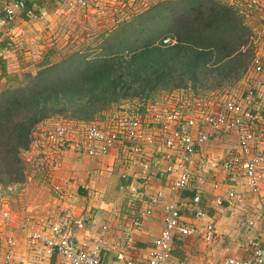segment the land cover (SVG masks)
<instances>
[{
	"label": "crops",
	"instance_id": "obj_1",
	"mask_svg": "<svg viewBox=\"0 0 264 264\" xmlns=\"http://www.w3.org/2000/svg\"><path fill=\"white\" fill-rule=\"evenodd\" d=\"M12 1L0 0V10ZM223 1L237 4V0ZM23 2L25 8L34 4L35 16L27 17L25 10H15L13 28L0 33V89L15 83L23 71L32 74L72 53L91 50L97 38L139 13L126 11L128 16H122L118 0H86L83 6L76 0ZM249 21L253 24L255 18ZM80 44L86 45L85 49L77 46ZM50 120L53 117L36 127ZM233 148L237 152L236 131L228 135L211 132L201 150L192 156L188 164L190 181L180 191L167 186L162 171L166 161L161 160L160 171L152 170L146 185L148 196L160 193L163 197L157 204L145 197L130 196L124 187L138 174L137 158H121L112 150L102 157L76 161L70 152H62L56 164H36L44 176L39 180L28 177L30 181L23 183L26 193L17 209L11 211V219L0 226V238L3 242L4 235L11 232L13 258L22 264H36L35 252L28 247L27 233L21 227V217L26 213L41 220L54 216L58 202L53 187L68 180L65 203L71 205L77 220L72 227V241L83 248L101 244L105 264H124L126 258H131L133 264H146L153 239L163 227L166 207L171 204L179 207L185 224L198 228L173 239L171 250L177 260L184 264H216L227 256L245 257L264 232V173L258 192L250 191L240 176H226L218 161ZM33 152L28 149L21 155ZM121 172L128 176L119 178ZM228 192H234V197H228ZM194 193L200 197L197 206L204 212L202 218L195 217L188 205ZM206 222L213 226V237L208 241L200 233Z\"/></svg>",
	"mask_w": 264,
	"mask_h": 264
},
{
	"label": "built area",
	"instance_id": "obj_2",
	"mask_svg": "<svg viewBox=\"0 0 264 264\" xmlns=\"http://www.w3.org/2000/svg\"><path fill=\"white\" fill-rule=\"evenodd\" d=\"M50 1L59 3L64 0ZM244 1L249 20L255 18V23L250 26L254 36L251 35L250 39L253 45L257 43L258 48L254 49L243 74L248 86L239 97L234 98V95L229 94L216 100L211 93L203 99H187L182 92H178L174 93V97H178L174 102L167 101L157 107L156 100L149 99L142 113L126 111L106 120L78 124L74 129L77 134L75 138L68 137L70 131L66 123L58 120L41 129H34L29 150L43 154L46 160V154L56 156L65 149L71 150L78 160L102 157L112 150L121 158L135 157L139 164L138 174L133 175V181L124 187L130 196L145 197L151 204H157L163 197L160 193L148 196L146 185L151 171H160L161 160L166 161L162 171L167 178V186L174 191L183 190L190 181L188 164L208 141L210 133L228 134L236 131L237 152H234V148L230 149L218 164L226 176H240L250 191L258 192V182L264 173V141L260 139L262 137L264 140V52L260 50L264 48V1ZM76 2L83 6L86 0ZM152 2L118 0V8L122 16H128L126 11L141 12ZM231 4L234 5V2ZM29 6L25 8L23 0H14L4 6L0 10V33L13 28L15 10H25L27 17H34V4ZM255 33H259L261 42L257 41ZM162 41L169 42V39ZM176 102L180 104L179 107L175 105ZM49 147L53 149L49 150ZM127 176L125 172L119 174L121 179ZM69 186L68 180H62L53 187L58 202L54 216L41 220L28 213L22 215L21 227L27 233V245L35 252L36 264H105L103 254H100L101 244L83 248L72 241V227L77 220L71 205L65 203ZM228 197H234V192H228ZM261 199L264 201V194ZM199 200V195L194 193L188 205L195 217L202 218L204 212L197 206ZM10 219V209L6 203H1L0 226ZM194 229L198 228L185 224L180 218L176 204L168 205L163 227L153 239L146 264H184L173 256L172 241L175 236L188 235ZM200 229L204 240L212 239L213 226L210 222L204 223ZM248 251L245 257L227 256L216 264H264V232ZM13 254L14 237L8 232L3 242L0 238V264H22L13 258ZM124 264L133 262L131 258H126Z\"/></svg>",
	"mask_w": 264,
	"mask_h": 264
},
{
	"label": "trees",
	"instance_id": "obj_3",
	"mask_svg": "<svg viewBox=\"0 0 264 264\" xmlns=\"http://www.w3.org/2000/svg\"><path fill=\"white\" fill-rule=\"evenodd\" d=\"M250 37L236 5L159 0L97 38L91 50L24 73L0 89V187L24 183L21 152L39 122L55 115L86 121L129 96L235 82L249 65Z\"/></svg>",
	"mask_w": 264,
	"mask_h": 264
},
{
	"label": "rangeland",
	"instance_id": "obj_4",
	"mask_svg": "<svg viewBox=\"0 0 264 264\" xmlns=\"http://www.w3.org/2000/svg\"><path fill=\"white\" fill-rule=\"evenodd\" d=\"M221 1L224 2L223 0H221ZM236 2H237L236 6L242 10V11H240V13L243 14L244 23L246 24V26H248V28H250V26L252 25V22L249 21L250 15H249V13H247L248 8H247V5L245 4V1L244 0H237ZM252 32L253 31H251V35L254 36ZM255 34L257 35V38H258L257 41L261 42V40L259 38V36H260L259 33H255ZM92 43H94V40ZM249 44L252 48V54H253L254 49L256 47L258 48L257 43L255 45H253L252 40L250 39ZM77 46L80 47L83 45L80 44ZM85 46H83L84 47L83 49H85ZM263 49H264L263 47L260 48L262 53L264 52ZM26 72H28V71L21 72L17 81L21 80L23 78L24 73H26ZM34 73H32V74H34ZM206 81L207 82L202 81L199 84H196V86L194 85L193 89H191L188 85V86H186L185 89H183L184 91H182V90H165V91H157V92L155 91V92H151L148 95H141L139 97L138 96H129L127 98L119 99L116 103L110 104L106 110H104L98 114H95L93 117H90L89 120H86V121L80 120L79 122H75L76 120H74V121L73 120H67L68 118L55 115V116H53V120L47 121L46 124L41 125V127H45L47 125H50L51 123L58 121V120H63L66 123L68 130L70 131V134L68 137L69 138L70 137L75 138V135H77V134L74 132V129H75V127L78 126V124H88V123H92V122H95L98 120H106L113 115H119V114H122L126 111L132 112V113H135V112L136 113L137 112L142 113L144 111V107H146L145 102L148 101L149 99L150 100H156L155 105L157 107V106L164 105L165 103H167V101H170L171 103L174 102V100L178 98V97H174V93H178V92H182L183 96L186 97L187 99H191V98L203 99L207 95L210 96L211 93L215 95L216 100L221 98L223 95L227 96L229 94L234 95V98H237L243 93L245 88L248 86L247 78L243 75L240 76V78L235 82H232L230 84L229 83L228 84L222 83L221 85L217 86L216 88L214 87V88H210L208 90L203 89L204 86H202L203 84L207 85V83L209 81L208 80H206ZM203 82H205V83H203ZM15 83H12V84H15ZM175 105L177 107H179L180 104L178 102H176ZM41 127H39V128L41 129ZM35 128L37 129L38 127H35ZM51 149H53V147H51V148L49 147V150H51ZM62 152H70L74 156V153L71 150L65 149ZM61 154L62 153H59L56 156L46 154L48 161L43 157L44 155L43 154L41 155L40 153L37 154V153L33 152L31 154H24L23 156L21 155L22 158L24 159V170H25V176H26L24 183H28V181H30L28 179V177H31V179H32V177H36L37 180L43 178L44 172L36 164H42V165L43 164H50V163L56 164V160L60 158ZM49 156H52V157L50 158ZM74 159L76 161H81V159L78 160L75 156H74ZM24 193H26V189H25V186L23 184L20 186L19 185H17V186L13 185L10 187H0V204L6 203V205L10 209V211L13 212L17 209L19 202L22 201V199H23L22 194H24Z\"/></svg>",
	"mask_w": 264,
	"mask_h": 264
}]
</instances>
